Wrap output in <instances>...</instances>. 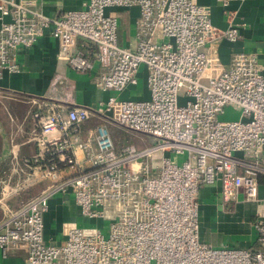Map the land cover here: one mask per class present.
Instances as JSON below:
<instances>
[{"label":"built area","instance_id":"built-area-1","mask_svg":"<svg viewBox=\"0 0 264 264\" xmlns=\"http://www.w3.org/2000/svg\"><path fill=\"white\" fill-rule=\"evenodd\" d=\"M111 8L139 11L135 41L118 42L119 18ZM0 79L20 71L18 57L49 33L58 41L63 68L89 72L110 92L100 109L31 99L28 113L38 147L32 159L12 166L0 192L3 259L21 264H264V66L253 53L237 52L224 66L220 47L236 42L237 26L217 29L211 9L198 0H88L81 10L48 17L34 0H0ZM8 18L6 21L5 19ZM98 49L92 57L78 40ZM146 71L149 98L122 99ZM184 90V96L180 92ZM228 108L238 120L224 121ZM103 123L83 135V125ZM107 124L153 137L154 146H117ZM187 155L179 164L178 156ZM35 196L6 203L36 184ZM220 183L225 203L256 205V235L249 249L215 248L200 239L199 191ZM10 190V191H8ZM7 192V193H5ZM73 197L85 219L100 228L62 225L63 238H45V215L57 195ZM14 195V196H13ZM5 200V201H4Z\"/></svg>","mask_w":264,"mask_h":264},{"label":"crops","instance_id":"crops-1","mask_svg":"<svg viewBox=\"0 0 264 264\" xmlns=\"http://www.w3.org/2000/svg\"><path fill=\"white\" fill-rule=\"evenodd\" d=\"M36 8L48 17H56L67 11L81 10L88 0H34ZM211 9L213 25L219 30H227L230 24L237 26L239 38L236 42L224 40L220 56L224 66H228L237 52L253 53L264 66V0H198ZM109 13L119 18L118 42L122 47H130L135 41L139 11L137 8H111ZM6 21L8 18L5 19ZM0 18V27H1ZM77 47L92 57L98 49L95 45L78 40ZM58 41L49 33L37 44L20 52V71L5 72L0 79V180L3 164L22 166L26 159H32L38 152L32 121L28 118L31 99L62 101L70 106L80 105L100 109L101 103L111 95L97 87L96 81L101 68L98 62L92 71L83 73L63 68L58 62ZM139 84L120 94L122 99H147L146 71L141 70ZM100 115L93 116L83 125L86 137L91 129L103 123ZM259 196L264 199V175L259 178ZM39 194L45 184H36ZM30 189V188H29ZM27 189V190H29ZM14 194L11 203L17 206L27 198H19L24 193ZM13 195V196H14ZM200 239L215 248L249 249L254 246L256 235L251 220L256 205L247 203L242 194L238 200L225 203L220 183L207 185L199 191ZM79 206L73 197L57 194L50 201L45 215V238L49 243L62 240V225L66 222H84ZM243 237V242L235 238ZM24 256L12 255L3 259L0 251V264H21Z\"/></svg>","mask_w":264,"mask_h":264},{"label":"rangeland","instance_id":"rangeland-1","mask_svg":"<svg viewBox=\"0 0 264 264\" xmlns=\"http://www.w3.org/2000/svg\"><path fill=\"white\" fill-rule=\"evenodd\" d=\"M184 90L180 92V97L184 96ZM240 118V112L238 110H233L232 108H228L227 112L225 115L220 116V120L224 121H231V120H238ZM108 129L115 141V144L117 146L120 145H135L138 150H142L151 146H154L156 144V140L146 134L142 133H136V132H131L125 129H122L118 127L115 124H107ZM187 158V155L183 156H178L177 161L179 164L183 163V161ZM1 169H3V173L1 174V180H0V192L2 191V188L9 182L10 184L15 183L14 176H12L11 179V167L10 165L3 164ZM42 184H47L46 180L45 182H42ZM41 184V185H42ZM15 185V184H14ZM10 191V190H8ZM7 193V192H5ZM35 190L34 188H30L27 190L26 193H24L22 196L19 198H31L34 196ZM1 196V195H0ZM5 201V200H4ZM6 203H14L16 200L10 199L9 201H5ZM4 212L2 209V206H0V220L3 218ZM78 225L80 227H96L100 228L103 232V234L107 237L108 236V231H109V226L110 223L108 221H104L102 219H91L84 222H79ZM236 241L243 242L244 238L243 237H237L235 238Z\"/></svg>","mask_w":264,"mask_h":264},{"label":"trees","instance_id":"trees-1","mask_svg":"<svg viewBox=\"0 0 264 264\" xmlns=\"http://www.w3.org/2000/svg\"><path fill=\"white\" fill-rule=\"evenodd\" d=\"M261 176H262V175H261ZM261 176H260V177H261ZM260 177H259V178H260Z\"/></svg>","mask_w":264,"mask_h":264}]
</instances>
